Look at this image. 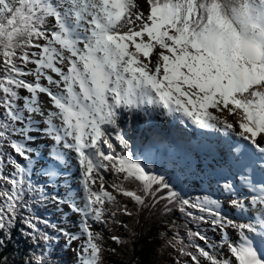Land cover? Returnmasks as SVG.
<instances>
[{
	"label": "snow or ice",
	"instance_id": "1",
	"mask_svg": "<svg viewBox=\"0 0 264 264\" xmlns=\"http://www.w3.org/2000/svg\"><path fill=\"white\" fill-rule=\"evenodd\" d=\"M144 3L0 0V250L22 222L41 249L28 264H51L45 248L65 237L79 241L77 264H105L93 225L133 215L120 194L137 211L178 207L195 225L169 240L174 264H264V0ZM155 116L222 134V200L188 197L134 153L138 124ZM72 166L82 195L71 191ZM35 204L67 205L77 230L44 219L49 235Z\"/></svg>",
	"mask_w": 264,
	"mask_h": 264
},
{
	"label": "trees",
	"instance_id": "2",
	"mask_svg": "<svg viewBox=\"0 0 264 264\" xmlns=\"http://www.w3.org/2000/svg\"><path fill=\"white\" fill-rule=\"evenodd\" d=\"M124 201H129L127 198ZM128 203V208L130 211L133 212L131 217L123 216V223L127 227H119L118 233L122 230H129L130 233L133 235L134 239H132L133 245L126 243V246L112 243V249L115 251H108L106 252L105 257V264H154V246L156 241V236L158 237V228L160 219L157 217L155 220L151 221L150 218L142 217L139 218L141 210L137 211L136 209L138 206L135 205L133 201ZM128 224V225H127ZM123 234H118V236L122 238ZM150 241V242H149ZM20 240L17 239L16 231L13 232V239L11 242L6 246V249L0 250L2 251V257L6 258L8 264H28L29 260L27 259L29 256L24 255V260L21 259L14 248L20 244ZM27 245V243H24ZM28 247V245H27ZM31 249L28 247V253H30ZM27 253V254H28ZM133 259H131V256Z\"/></svg>",
	"mask_w": 264,
	"mask_h": 264
},
{
	"label": "bare ground",
	"instance_id": "3",
	"mask_svg": "<svg viewBox=\"0 0 264 264\" xmlns=\"http://www.w3.org/2000/svg\"><path fill=\"white\" fill-rule=\"evenodd\" d=\"M43 140V139H40ZM75 172H77V168L75 167ZM112 178H115L114 175H110ZM77 214L73 213L72 216V220H74V222H77ZM14 251L16 252V254L24 260V255L27 256L28 253V247L26 244L24 243H20L17 245V247L14 248Z\"/></svg>",
	"mask_w": 264,
	"mask_h": 264
},
{
	"label": "rangeland",
	"instance_id": "4",
	"mask_svg": "<svg viewBox=\"0 0 264 264\" xmlns=\"http://www.w3.org/2000/svg\"><path fill=\"white\" fill-rule=\"evenodd\" d=\"M118 231H116V232H114V234L113 235H116V236H118V234H123L122 235V241H124V242H126V243H128V244H130V245H133L134 246V243H132V239H134V237H133V235L130 233V231L128 230L127 232H126V230H122L121 232H119V233H117ZM111 243H114L115 241H110ZM116 243V242H115ZM118 243H116V245H117ZM121 245V244H120ZM111 247H109V251H111ZM107 251H108V249H107ZM131 257V259H133V257H132V255L130 256Z\"/></svg>",
	"mask_w": 264,
	"mask_h": 264
}]
</instances>
